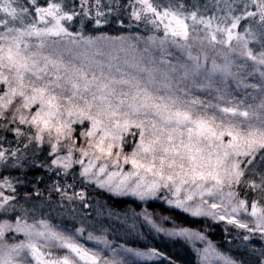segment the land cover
I'll return each instance as SVG.
<instances>
[{
    "label": "snow or ice",
    "instance_id": "obj_1",
    "mask_svg": "<svg viewBox=\"0 0 264 264\" xmlns=\"http://www.w3.org/2000/svg\"><path fill=\"white\" fill-rule=\"evenodd\" d=\"M141 223L264 264V0H0V264H175Z\"/></svg>",
    "mask_w": 264,
    "mask_h": 264
},
{
    "label": "trees",
    "instance_id": "obj_2",
    "mask_svg": "<svg viewBox=\"0 0 264 264\" xmlns=\"http://www.w3.org/2000/svg\"><path fill=\"white\" fill-rule=\"evenodd\" d=\"M107 31V29H105ZM112 35H117L118 33L112 32ZM106 199V197H105ZM115 205L118 207H123L124 205H129L132 207H136L137 211H139V207H142L138 201L134 204L132 197L123 198L118 197L114 198ZM123 201V203H121ZM139 205V207H137ZM150 211H154L158 215L162 217H173L179 223H183L188 227L198 228V229H205V234L208 236L210 240L215 242L217 246L224 252L228 253L230 248L232 251H235L233 245H229L226 240L225 234L223 232V225L218 224L212 220L208 221L204 217H191L186 213H182L180 210L171 211V207H169L164 201L156 200L150 202L146 205ZM145 207V205H144ZM167 224L171 225L170 220H164ZM54 222H57L54 220ZM138 231L141 233L139 236H133L129 238L131 241V246L135 247H151L155 246L160 248L161 250L165 251L175 264H199L197 255L192 244L188 241H185L183 238L180 237H167L163 233H157L155 229H153L150 225L146 223H141L138 225ZM259 247V244L257 245ZM152 264H159V261H154ZM167 264V262H165Z\"/></svg>",
    "mask_w": 264,
    "mask_h": 264
},
{
    "label": "rangeland",
    "instance_id": "obj_3",
    "mask_svg": "<svg viewBox=\"0 0 264 264\" xmlns=\"http://www.w3.org/2000/svg\"><path fill=\"white\" fill-rule=\"evenodd\" d=\"M133 199H135L134 197H132ZM138 203H140V202H138ZM165 203V202H164ZM141 204V203H140ZM142 205V207H144V205L143 204H141ZM168 205V204H167ZM169 206V205H168ZM169 207H171V206H169ZM160 217H162V216H160V215H158L157 213H156V216L154 217L155 219H157V222L158 223H160V224H162V226H164V227H171L172 226V224L170 225V224H167L164 220H161L160 219ZM206 220H208V221H210L211 219L210 218H206ZM223 225V224H222ZM201 230H204L205 231V229L203 228V229H201ZM191 244H192V246H193V242H190ZM195 243V248H203V246H204V243L203 242H201V241H196V242H194ZM133 247H135V246H133ZM194 248V247H193ZM195 248H194V250H195ZM195 253H196V251H195ZM196 255H197V253H196ZM197 258H198V256H197Z\"/></svg>",
    "mask_w": 264,
    "mask_h": 264
}]
</instances>
